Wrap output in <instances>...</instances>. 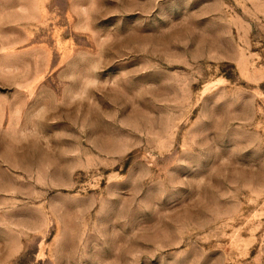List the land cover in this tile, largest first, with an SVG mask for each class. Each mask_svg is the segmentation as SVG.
<instances>
[{
  "label": "rangeland",
  "instance_id": "1",
  "mask_svg": "<svg viewBox=\"0 0 264 264\" xmlns=\"http://www.w3.org/2000/svg\"><path fill=\"white\" fill-rule=\"evenodd\" d=\"M0 264H264V0H0Z\"/></svg>",
  "mask_w": 264,
  "mask_h": 264
}]
</instances>
